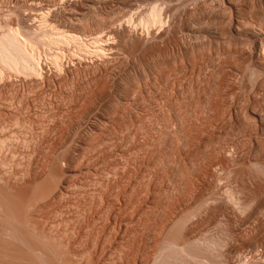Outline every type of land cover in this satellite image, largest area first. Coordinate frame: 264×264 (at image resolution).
I'll return each instance as SVG.
<instances>
[{
    "label": "rangeland",
    "instance_id": "1",
    "mask_svg": "<svg viewBox=\"0 0 264 264\" xmlns=\"http://www.w3.org/2000/svg\"><path fill=\"white\" fill-rule=\"evenodd\" d=\"M0 27L35 59L0 61V264H264V0H0Z\"/></svg>",
    "mask_w": 264,
    "mask_h": 264
},
{
    "label": "bare ground",
    "instance_id": "2",
    "mask_svg": "<svg viewBox=\"0 0 264 264\" xmlns=\"http://www.w3.org/2000/svg\"><path fill=\"white\" fill-rule=\"evenodd\" d=\"M155 10V9H154ZM156 11V10H155ZM155 11H153V9H152V13H148V16L146 17V19L149 21L148 23H150V22H152L154 19H157V18H155V16L157 15V13L155 12ZM159 20V19H158ZM154 22V21H153ZM155 22H156V20H155ZM45 23V22H44ZM158 23V22H157ZM151 24V23H150ZM156 24V23H155ZM2 26V25H1ZM7 26V25H6ZM1 29H2V27H0ZM6 28V27H5ZM1 31H3V30H1ZM0 31V32H1ZM8 32H9V29L7 30ZM5 32V31H4ZM8 32H5L4 34H2L1 33V35H0V59L2 58V60H0V61H2V63L4 64L5 62H7V65H8V67L6 66V68H7V70H8V68H9V66H11L12 68L14 67H16V66H18L17 64L19 63H21V64H23L24 66V69H26V71L25 72H28L29 71V67L28 66H25V64H27V62L29 63V61H30V63H29V65L31 64V66L33 67V64L35 63V59L34 58H32V59H34V63H33V61H32V59H30L29 58V54H28V52L26 51H24V48H23V46L18 42L19 40H16L15 39V32H13V34H11V31H10V33H8ZM61 32V31H60ZM60 36V35H59ZM73 36H75V35H73ZM76 37V36H75ZM67 38V37H66ZM77 38H79V37H77ZM57 39V38H56ZM59 41V40H58ZM61 41V40H60ZM24 45V44H23ZM23 48V49H22ZM100 48V47H99ZM99 52V51H98ZM32 56V55H31ZM3 60H4V62H3ZM23 61H25L24 63H23ZM1 63V64H2ZM2 64V65H3ZM6 64V63H5ZM4 64V65H5ZM20 64V65H21ZM37 64V63H36ZM3 65V66H4ZM35 65V64H34ZM11 67H10V69H11ZM19 67V66H18ZM17 67V68H18ZM21 67V66H20ZM19 67V68H20ZM26 67V68H25ZM28 67V68H27ZM5 68V67H4ZM39 68V67H38ZM27 69H28V71H27ZM34 69V68H33ZM13 70V69H12ZM18 70H21V71H23V68H21V69H18ZM30 70H31V68H30ZM35 70V69H34ZM36 70H37V68H36ZM35 70V72H37ZM16 71V70H15ZM33 71V70H32ZM18 73V72H17ZM1 74V73H0ZM27 77V76H26ZM5 94V93H4ZM25 95V94H24ZM30 95V94H29ZM25 100V99H24ZM6 103V102H5ZM9 108V107H8ZM14 109V108H13ZM20 113V112H19ZM13 135V134H12ZM13 137V136H12ZM16 137V136H15ZM14 140V139H13ZM27 141V140H26ZM35 141V140H34ZM4 142V141H3ZM11 142V141H10ZM24 142V141H23ZM30 143H32V142H30ZM2 143H0V145H1ZM22 144V143H21ZM27 144V143H26ZM2 146V145H1ZM4 148V147H3ZM2 148V149H3ZM10 150V149H9ZM12 150V149H11ZM16 150V149H15ZM10 152V151H9ZM45 152V151H44ZM6 154V153H5ZM43 154V153H42ZM46 154V153H45ZM36 156V155H35ZM13 158V157H12ZM7 160V159H6ZM3 161H4V159H3ZM6 162V161H5ZM4 162V163H5ZM36 167V166H35ZM5 173V172H4ZM9 174V173H8ZM23 174V173H22ZM43 175V174H42ZM24 176V175H23ZM38 178V177H37ZM4 181V180H3ZM24 181V180H23ZM10 182V181H9ZM17 183V182H16ZM8 184V183H7ZM20 185V184H19ZM21 186V185H20ZM14 187V186H13ZM67 187V186H66ZM51 197V196H50ZM32 199V198H31ZM26 203V202H25ZM44 206V205H43ZM26 207V206H25ZM47 213V212H46ZM31 215V214H30ZM30 219V218H29ZM39 221V220H38ZM2 226V225H1ZM17 226V225H16ZM37 226V225H36ZM19 227V226H18ZM55 227V226H54ZM4 228V227H3ZM2 229V228H1ZM44 230V229H43ZM148 231V230H147ZM52 232V231H51ZM64 233V232H63ZM69 236V235H68ZM63 237V236H62ZM20 238H21V236H20ZM61 240V239H60ZM62 241V240H61ZM35 243V242H34ZM52 244V243H51ZM199 245V244H198ZM10 247V246H9ZM63 247V246H62ZM202 247V246H201ZM206 247V246H205ZM2 248V247H1ZM39 248V247H38ZM7 249V248H6ZM21 249V248H20ZM33 249V248H32ZM213 249V248H212ZM36 250V249H35ZM209 250V249H208ZM8 251V250H7ZM7 253V252H6ZM12 254V253H11ZM26 254V253H25ZM29 254V253H28ZM50 254V253H49ZM6 255V254H5ZM23 255V254H22ZM51 255V254H50ZM53 255V254H52ZM60 255V254H59ZM67 256V255H66ZM22 258V257H21ZM49 258V257H48ZM74 258V257H73ZM81 258V257H80ZM50 260V259H49ZM66 260V259H65ZM78 260V259H77ZM1 261V260H0ZM3 261V260H2ZM29 262V261H28ZM44 262V261H43ZM52 262H54V261H52ZM69 263H71L70 261H69ZM20 264V263H19ZM26 264V263H25ZM37 264V263H36Z\"/></svg>",
    "mask_w": 264,
    "mask_h": 264
}]
</instances>
